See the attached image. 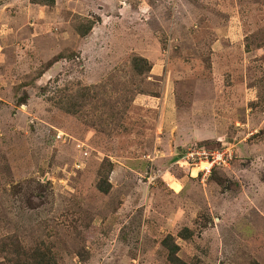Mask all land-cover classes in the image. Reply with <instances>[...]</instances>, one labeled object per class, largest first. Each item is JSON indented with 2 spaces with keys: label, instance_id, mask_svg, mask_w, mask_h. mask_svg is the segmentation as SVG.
<instances>
[{
  "label": "rangeland",
  "instance_id": "1",
  "mask_svg": "<svg viewBox=\"0 0 264 264\" xmlns=\"http://www.w3.org/2000/svg\"><path fill=\"white\" fill-rule=\"evenodd\" d=\"M200 144L232 160L205 174ZM169 235L264 264V0H0V264H171Z\"/></svg>",
  "mask_w": 264,
  "mask_h": 264
},
{
  "label": "trees",
  "instance_id": "2",
  "mask_svg": "<svg viewBox=\"0 0 264 264\" xmlns=\"http://www.w3.org/2000/svg\"><path fill=\"white\" fill-rule=\"evenodd\" d=\"M30 2L33 5L38 6H48L50 8H53L56 4V0H30ZM94 22L92 21H86V22H80L76 23L74 25V30L81 36H86L89 34V32L93 29ZM59 58H61L60 54L55 56L54 59L50 62L53 63L55 61H59ZM49 63V64H50ZM133 67L135 69V73L138 76H142L146 73H149L151 71V65L147 60H145L142 57H135L133 59ZM80 98V97H79ZM81 99L83 100L81 105H75L72 100L62 104L60 109L64 112L76 115L79 112L83 110V108L87 105V95L83 93ZM79 100V99H78ZM198 148H204L206 149L203 144L196 145ZM214 171V170H213ZM97 188L100 192L104 194H109L112 185L109 182L108 176L101 178L100 181L97 183ZM180 236H182L184 239L191 238L193 233L189 229H185L184 231H181L179 233ZM163 245L168 249V260L171 264H187L185 261H183L179 256L178 253L180 251L179 245L174 240V237L171 235L167 236L163 240ZM6 246L10 247L12 251H9L10 255H16L20 252V250L23 248V245L19 241L11 240ZM15 252V253H14ZM9 256V255H7ZM10 258V257H9ZM16 261H18L17 264H49L50 263V257L44 251L40 248H35L31 254L28 256L27 254H18ZM249 264H259L257 261H251Z\"/></svg>",
  "mask_w": 264,
  "mask_h": 264
},
{
  "label": "built area",
  "instance_id": "3",
  "mask_svg": "<svg viewBox=\"0 0 264 264\" xmlns=\"http://www.w3.org/2000/svg\"><path fill=\"white\" fill-rule=\"evenodd\" d=\"M190 154V155H189ZM186 157V164L194 165L197 160H204L206 164L205 168L201 169L205 171V174H210L215 168H223L232 160V154L227 150L221 151H207L204 148H198L195 146L194 150L190 152ZM185 159V156L184 158ZM182 159V160H183ZM182 162V161H181ZM181 162H179L181 164ZM201 164V163H200Z\"/></svg>",
  "mask_w": 264,
  "mask_h": 264
},
{
  "label": "clouds",
  "instance_id": "4",
  "mask_svg": "<svg viewBox=\"0 0 264 264\" xmlns=\"http://www.w3.org/2000/svg\"><path fill=\"white\" fill-rule=\"evenodd\" d=\"M59 138H62V136L60 135ZM177 163H179V161Z\"/></svg>",
  "mask_w": 264,
  "mask_h": 264
}]
</instances>
